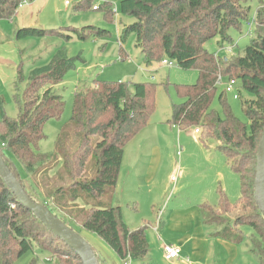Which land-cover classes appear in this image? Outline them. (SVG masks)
I'll return each instance as SVG.
<instances>
[{
  "label": "trees",
  "instance_id": "trees-1",
  "mask_svg": "<svg viewBox=\"0 0 264 264\" xmlns=\"http://www.w3.org/2000/svg\"><path fill=\"white\" fill-rule=\"evenodd\" d=\"M23 1L0 0V19H11ZM92 1L79 0L76 9L89 10ZM117 1L120 13L135 20L124 26L121 40L136 36V47L146 66L167 59L183 70L198 72L196 84L175 86L183 102L173 106L170 123L179 129L199 130L207 148L211 141L218 142L217 150L237 175L241 192L238 202L231 203L219 187L217 204L200 206L203 228L209 238L247 247L257 264H264V216L255 200L257 155L264 135V2L258 1L255 38L239 57L227 59L209 52L205 45L217 37L220 47L232 44L229 32L240 30L249 21L253 0ZM96 10L102 11L108 21H113L116 14L108 3ZM17 34L19 38L42 36L43 30L24 28ZM124 55L120 50L122 60ZM73 68V59L60 49L48 64L32 71L22 98L17 84V119L7 117L0 99V148L12 172L20 174L18 163L25 174L33 176L39 198L26 187L20 174L23 187L34 201L47 206L79 234H96L121 264L149 263L148 225L132 229L121 206L110 199L121 179L126 146L148 126L156 108V87L137 83L131 89L125 82L77 86L72 116L59 134L54 153L39 152L45 124L60 119L65 111V102L54 88ZM219 78L222 83L236 81L239 90L250 95L242 102L249 123L235 116L224 93L218 96L223 114L212 108ZM17 79L24 80L21 71ZM38 179L43 180V193L37 188ZM237 209L248 211L232 221L226 219V214ZM34 243L52 254L54 264L72 259L83 264L73 250L18 202L0 175V264H15ZM96 252L100 263L105 264V258Z\"/></svg>",
  "mask_w": 264,
  "mask_h": 264
},
{
  "label": "rangeland",
  "instance_id": "rangeland-1",
  "mask_svg": "<svg viewBox=\"0 0 264 264\" xmlns=\"http://www.w3.org/2000/svg\"><path fill=\"white\" fill-rule=\"evenodd\" d=\"M24 1L27 4L19 8L11 19H0V99L3 100L5 114L9 118L17 119L19 111L14 97L17 84L22 98L32 71L48 64L60 49L68 58L73 59L74 68L67 74L63 83L54 88L65 102V111L60 119H51L45 124V138L38 145L39 152L54 153L59 134L72 116L74 89L77 86L125 82L133 89V85L137 83L155 85L156 108L150 116V122L128 144V147L141 145L145 148L144 154L136 162L142 172L135 178L132 173L125 171L119 187L116 188V194L114 197L111 195L110 202L121 206L125 220L132 229L150 226L147 238L151 248V261L146 264H189L185 260L183 262L165 260L162 242L185 235L186 227L189 233H195V217L200 218V213H195V210L204 203L217 204L219 184L229 190L228 197L231 203H237L241 196L240 184L237 187V176L227 171L225 157L216 149L218 142H210L212 150L208 153L194 127L179 129L170 123L173 106L183 102L176 93L175 86L196 84L198 72L194 69L183 70L177 66L169 68L163 64L146 66L141 51L136 47V36L131 35L128 39L121 40L124 26L133 24L135 20L120 13L117 0H93L89 10L76 9L78 2L74 0H69V5L66 4L68 0ZM258 1L264 2L253 0L249 21L244 22L240 30H230L232 44L220 47L218 43L220 38L217 37L210 40L205 48L221 58L239 57L255 38L254 18L258 10ZM105 3L115 8L113 21L105 20L102 11L94 10V7L98 9ZM251 24L254 28L250 30ZM89 27L95 29L91 30ZM24 28L43 30V35L19 38L17 33ZM100 31H106V34H100ZM85 35L86 38L83 39ZM231 45L235 48L228 52L227 46ZM120 50L125 54L123 60L120 57ZM20 71L24 80L17 82ZM239 88L236 87V93L239 95L236 99L234 93L225 92L226 83L220 84L212 108L223 114L218 96L224 93L235 116L241 122L249 123L242 102L250 99V95ZM2 118L0 111V121ZM154 151H156L154 157L159 153L162 155L161 164L158 160L154 163L150 160V152ZM128 161L127 156L123 165L129 167ZM15 164L21 178L25 180L26 187L33 190L39 198L41 194L35 192L33 176L25 174L20 165ZM214 166L223 167V177H217ZM38 181L37 188L42 192L43 180ZM232 181H236V185ZM246 211L248 209L232 210L225 217L232 221L240 215L247 214ZM157 226L160 228L162 241L152 230ZM73 227L77 229L76 226ZM203 230L207 241L219 245L217 241L209 238L205 228ZM248 233L247 235H250L251 232ZM80 234L103 256H107L109 248L96 234L86 231H81ZM50 243L58 246L52 240ZM215 245H211V252L206 260L191 259L193 264H227L224 259L226 251ZM238 248L239 257L233 264H257L249 255L247 247ZM183 253L185 254V249ZM69 263L78 264L73 259L68 260L66 264ZM15 264H54V261L49 251L34 243L33 248Z\"/></svg>",
  "mask_w": 264,
  "mask_h": 264
},
{
  "label": "water",
  "instance_id": "water-1",
  "mask_svg": "<svg viewBox=\"0 0 264 264\" xmlns=\"http://www.w3.org/2000/svg\"><path fill=\"white\" fill-rule=\"evenodd\" d=\"M79 1V0H74ZM0 175L5 184L13 191L18 202L30 210L57 238L62 240L76 255L83 264H101L96 249L77 231L66 224L61 218L55 215L47 206L34 201L23 187L20 174L12 172L7 164L4 151L0 148ZM255 200L264 216V135L261 139L256 166L255 179Z\"/></svg>",
  "mask_w": 264,
  "mask_h": 264
},
{
  "label": "crops",
  "instance_id": "crops-1",
  "mask_svg": "<svg viewBox=\"0 0 264 264\" xmlns=\"http://www.w3.org/2000/svg\"><path fill=\"white\" fill-rule=\"evenodd\" d=\"M195 132H196V130H195ZM206 149H207L208 153H211L212 148L206 147ZM144 152H145V148H143L141 145L132 146V147H128V145L126 146V148L124 150V155H123V163L126 160V157L128 156L129 167H127V165L125 166L122 164L123 167H122V171H121V179H122V174L123 173L125 174V171H127L128 173H132L134 175L133 177H135V178L141 174L142 169L138 168L136 162H137L138 158H141V156L144 154ZM152 153H154L153 156H152ZM155 153H156V151L150 152V160L153 161V163L156 160H158L159 163L161 164L162 163V155L158 152L159 155L157 157H154ZM213 168L216 169L217 177H223L222 176V175H224L223 174L224 173L223 167L219 168L217 166H214ZM226 169H227V171L233 173L228 165H227ZM233 174L236 175L235 173H233ZM229 178H230V173L228 175V179ZM121 179H120V181H121ZM231 180H233V179H231ZM236 180H237V187H238L239 186L238 185L239 179H236ZM232 182H233V184L235 183V185H236V181H232ZM118 187H119V185H118ZM218 187H220L225 192V194L227 195V198L229 199V197H228L229 190L225 189V187L222 186L221 184H219ZM204 199H207V198H204ZM205 201H208V200H204V202ZM229 201H230V199H229ZM204 204H207V203H204ZM152 206L156 207L155 205H152ZM196 212L200 213V218H198L197 216L195 217V225H194L195 233L194 232L189 233L187 230V227H186V229H185L186 234L185 235H182V236L176 237V238H171L169 240L162 242V244L164 243L162 248H164V246L167 244L175 245V246L179 247V249L181 250V253H180L181 257H180L179 261L177 260L178 262H183V260L186 261V258H189L190 260L195 259L198 261L206 260L210 255L211 245L212 246L215 245V243H211L210 241H207L208 239L205 236V232L203 230V225H202L200 205L197 206L195 213ZM158 226L155 228H152V230H154V232L157 234L159 240L162 241V236L160 235V232H159L160 228ZM179 226L180 225H178V227ZM149 227L150 226H148V228ZM210 239H213V238H210ZM214 240L217 241L219 244V245H215V246H220L224 251H226L225 252L226 254L224 256V259L226 260L225 262H227V264H233V262L235 260H237L239 257V252H240L239 248L236 245H233V244L226 242V241H223V240H216V239H214ZM209 242H210V244H209ZM183 249H185V254L183 253ZM108 252L109 253L107 254V256L102 255L106 260L105 264H121V262L109 250H108ZM189 253H191V254H189ZM191 263H193L192 260H191Z\"/></svg>",
  "mask_w": 264,
  "mask_h": 264
},
{
  "label": "built area",
  "instance_id": "built-area-1",
  "mask_svg": "<svg viewBox=\"0 0 264 264\" xmlns=\"http://www.w3.org/2000/svg\"><path fill=\"white\" fill-rule=\"evenodd\" d=\"M27 2L23 1L19 8H22L24 5H26ZM66 4L69 5L70 4V1H66ZM94 10H96V8L94 7ZM252 28V24L250 26V29ZM228 52H232L233 48H228L227 49ZM162 64L164 66H167L169 68L173 67V66H176V64L170 60H163ZM220 84H223L222 83V80L221 78H219V81H218V85ZM239 86L238 83L234 80H231L230 82L226 83V93H234V96L236 99H238L239 95L236 93V87ZM196 133L200 134V131L199 130H196ZM174 179V178H173ZM163 251H164V257H165V260L167 261H175V260H179L180 257H181V250L179 249V247L175 246V245H170V244H167L164 246L163 248ZM186 262L190 263V264H193L191 263V260L189 258H186Z\"/></svg>",
  "mask_w": 264,
  "mask_h": 264
}]
</instances>
